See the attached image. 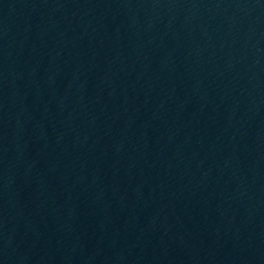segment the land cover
<instances>
[{
	"label": "water",
	"instance_id": "95a60500",
	"mask_svg": "<svg viewBox=\"0 0 264 264\" xmlns=\"http://www.w3.org/2000/svg\"><path fill=\"white\" fill-rule=\"evenodd\" d=\"M0 106L264 185V0H0Z\"/></svg>",
	"mask_w": 264,
	"mask_h": 264
}]
</instances>
